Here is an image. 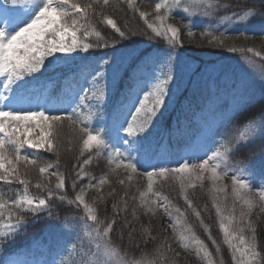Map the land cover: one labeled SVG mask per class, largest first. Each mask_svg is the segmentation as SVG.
<instances>
[{
	"label": "snow or ice",
	"instance_id": "snow-or-ice-1",
	"mask_svg": "<svg viewBox=\"0 0 264 264\" xmlns=\"http://www.w3.org/2000/svg\"><path fill=\"white\" fill-rule=\"evenodd\" d=\"M126 2L128 8L139 12L140 19L147 29L151 30L152 38H163L169 47L167 50H158L154 57H146L127 74V88L122 94V100L113 109V127L105 129L93 127L91 118L96 112L102 111L107 104L109 80L114 87L119 86L117 80L119 68L115 66V59H104L95 67H92V61H84L72 69L71 63L76 57L57 54L78 55L79 52L107 48L110 45L115 51V45L119 41L136 34L122 30L117 26L116 20L104 12L110 0H0V181L8 185L15 182L23 186L22 194L14 199L6 200L0 197V245L6 244L26 228L27 216L50 209L52 199L65 201L63 195L55 196L54 190L42 181L37 182L35 186L38 189H47L46 195L33 197L29 194L30 181L27 179L29 166L38 168L42 177H45V174L55 176L57 191L64 190L65 176L59 171L49 172V169L54 167L53 164L41 165L36 156L26 154L23 150L25 146L47 152L55 150L58 156L59 146L54 143L57 140L54 132L67 119L72 124L80 126L83 143L81 155L84 150L91 151L93 148L96 149L97 154L107 151L109 164L115 163L116 169L123 168L129 173L127 175L129 184L133 179L132 174L147 177L148 182L145 191L137 189L139 197L134 194L129 196L128 191H124L120 200L112 204L113 217L106 225L104 220L98 218L94 205L97 200L101 202L104 200L101 189L107 182V177H99L96 183L91 182L95 178H90L87 185L81 186L75 198L66 202L68 205L75 204L77 208H83L84 215L81 220L84 226L61 250L63 255L59 264H155L146 257L126 260L120 257L118 248L112 243L110 234L121 211L126 215L119 239L123 241L125 236L123 228H128L129 231L126 233L128 240L130 243L134 240L136 232L134 221L138 220L137 208L135 205L132 207V221H129L128 199L132 201L139 199V207L145 214L150 213L155 216L162 210L165 216L172 218L173 212L176 213L175 222L170 223L169 227L179 248L189 254H191L189 250L192 249L195 255L205 260L207 264H213L212 253L209 252L207 245L183 219L185 211L174 205L168 196L159 190H154V176L178 179L187 209H190L197 218L201 217V211L194 206L186 190L195 189L198 184L203 188L204 181H209L212 207L215 208L219 219L223 243L231 250L232 261L234 264H264V257L257 251L255 228L249 220L255 208L264 212V187H260L258 192L254 191L252 184L243 175L251 172L255 164H264V150L249 158L247 162L240 161L236 165L230 163L231 153L242 143H251L257 138L264 139V108L248 117L229 140H215L216 131H212L209 136L212 147L208 149L211 155L205 152L207 158L196 157L199 163L191 162L190 158H181L183 162L177 161L178 167H171L166 163L172 155L171 151L166 149L163 143L153 147L151 142L150 129L163 114L167 102L175 95L173 86L177 79L176 74L182 71L184 66H190L182 60L177 51L178 47H183L180 28L166 22L176 9H182L189 17H209L221 5L217 0H159L154 5L155 16L150 22L149 12L141 11L133 0ZM260 2L264 4V0ZM224 7L227 10V6ZM257 15L264 18V12L243 11L242 14L233 12L229 16L222 17L223 25L210 27L202 31L200 36L206 39L209 45L223 47L224 37L228 31L226 25L233 22L251 23V19ZM94 17L101 18L110 26L119 40H105L94 25ZM156 21L160 23L157 24ZM185 27L188 37H192L194 33L191 28L187 25ZM220 27H224L225 30L220 31ZM93 36L96 39L89 42L88 38ZM228 50L252 53L260 58L261 80L264 81V55L260 51L243 47H230ZM245 59L249 63H255L250 57ZM149 62L160 66L161 70L159 73L153 72L150 79H145L139 73L142 71L141 66L147 67ZM62 66L69 71L60 81V96L52 99L49 95L38 93L33 87L36 74L41 73L42 70L56 71ZM251 101L252 97H248V102ZM240 107V103L235 105L236 109ZM84 108L88 109V117L81 120L80 110ZM59 112H66L67 116L52 114ZM228 119L231 117L222 121V125L226 124ZM36 129L40 130L39 135L32 138L30 134ZM113 130L124 144L135 146L137 157L134 158L130 153L124 155L116 148L108 151ZM121 131L126 135L120 137ZM150 153L157 159V163L150 164L148 159L144 158ZM91 159L92 157L89 156L84 159L83 165H79L81 171L76 173L77 179L72 181L73 190L77 187V180L83 178V166L89 164ZM21 165L24 166L23 171L20 170ZM148 167L153 170L148 171ZM225 178L231 180L230 194L233 198L227 215L224 212L229 186L224 184ZM119 183L124 185L125 180L120 179ZM88 189H95L98 193L91 203L85 200ZM217 193H224V196L221 197ZM114 194L115 189H112L108 195L114 196ZM237 202H240L239 216H236ZM204 210H208L207 205L204 206ZM89 221L92 223L89 224ZM200 223L204 231L208 232V238L216 246L215 251L219 254L221 247L212 238L209 226L205 225L203 220ZM246 228L251 232L247 238ZM144 234L145 243L156 240L147 228L144 229ZM154 251L161 260L164 259L165 251H173L176 256L180 254L172 249L168 237H163ZM0 264H19V262L5 257L0 260ZM53 264H56V261H53Z\"/></svg>",
	"mask_w": 264,
	"mask_h": 264
},
{
	"label": "trees",
	"instance_id": "trees-1",
	"mask_svg": "<svg viewBox=\"0 0 264 264\" xmlns=\"http://www.w3.org/2000/svg\"><path fill=\"white\" fill-rule=\"evenodd\" d=\"M252 3L253 1L251 0H229V11L247 9L251 7ZM134 4L137 5L141 11H147L150 13V22L154 19V4L147 2H137ZM104 12L116 20L117 26L122 30L136 33L135 35H129L127 39L119 41L116 45L125 46V44H129L132 41L136 42L153 39L151 30L147 29V26L144 24L143 20L140 19L139 12H134L132 9L128 8L126 0H110V4L108 7L104 8ZM93 22L96 29L101 32V35L105 40H119L118 35L114 33V30L111 29L110 26L106 25L101 18L94 17ZM156 23L159 24L160 22L156 21ZM166 23L180 28L181 39L183 41L182 48L189 52L192 56L205 53L221 54L228 52V48L230 47H243L245 49L253 48L255 51H260L262 55H264V34H246L242 32L225 34V46L214 47L209 45L206 39H202L200 33L198 32L194 33L192 37H188L187 28L179 17L172 15V17ZM88 39L94 41L96 38L93 36L89 37ZM68 124L65 128H61V126L64 125L62 124L56 128L54 132L58 138L57 141H54V143L59 146V155L57 156L54 150L53 152L46 151L36 156L41 165L45 163H51L54 165L53 168L49 169V172L59 171L64 174V190H55V184L57 182L55 176H49L48 174H45V177H42L38 168L30 166L29 170L32 172L28 173L27 176V179L30 181L28 187L29 194L33 197L45 196L47 189H38L35 186L37 182L42 181L47 183L49 188L54 190L55 196L59 197L63 195L65 197L64 202H61L59 199L51 200V207L54 209V211H57L58 213L63 210L80 212L82 207L77 208L75 204L68 205L66 201L68 199H74L76 192L80 190L81 186L87 185L90 178H95L92 179L91 182L96 183L99 177L106 176L107 182L101 189L104 200L103 202L97 200L94 205L97 209L98 218L104 220L106 225L113 217L112 204L120 200V197L123 195L125 190L128 191L129 196L134 194L139 197V192L137 189L140 191H145L147 188L148 178L141 177L137 174H132L133 179L129 184L127 181V175L129 173L125 172L123 168L116 169L115 164H109V162L106 160H99L97 156L94 157L95 153L93 150H84L83 155H81V148L83 147L82 134L80 133L77 125ZM62 131H66L67 134L63 138H59ZM61 142H63V145H61ZM89 156H91L92 159L89 164L83 166V178L77 180V187L75 190H73L71 186L72 181L77 179L76 173L81 171L79 165H83L84 159H87ZM120 179L125 180L124 185L119 183ZM153 180L155 182L154 190H159L162 194L168 196L169 200L174 205L181 208L182 211H185V216L183 219L188 225H191L196 235L205 242L209 252L212 253L213 263L234 264L231 259V250L228 249L227 245L223 243V235L219 229L217 218L214 215L211 192L209 191V183H204L203 188H201L198 184L195 189L188 188L186 190L187 195L193 201L194 206L201 211V217L197 218L190 209H187V205L185 204L183 195L181 194L179 181L172 178L164 179L160 177H153ZM22 188V185L14 187L13 191L16 193L14 196H12L9 191L4 190L2 198L6 200L14 199L18 195L22 194ZM112 189H115V194L114 196H109L108 194L112 191ZM97 195L98 193L95 189H88L85 195L86 202L91 203L93 201V197ZM125 199H128V197H125ZM134 205L137 208L138 220L134 221L136 232L134 233L133 242L130 243L126 235V233L129 231L128 228H123L125 233L123 241L119 239L121 226L124 223V218L126 215L123 211L119 213L117 222L113 225V232L111 233V235H113V239H119V243L117 245L122 251L128 254L126 255L124 253L126 256L130 258L133 257L135 260L146 257L148 260H153L155 264H199V262H205V260H202L200 257L195 255L194 250L190 249L189 252H191V254H189L188 252H185L179 248L178 242L175 240L174 234L172 233V229L169 227L170 223L175 222L174 217L177 215L176 213L173 212L172 218L165 216L162 210L157 212L155 216L150 213L145 214L144 210L139 207V199L136 201L128 199L129 211L127 213V219L129 221H132L131 209ZM205 205H207V211L204 210ZM122 206L123 205L121 204V207ZM42 213L43 211L27 216V221L38 216L43 217L41 215ZM201 220H203L205 225L209 226V231L212 238L215 239L220 245L221 252L219 254H217L215 251L216 246L213 245L212 241L208 238V232L204 231L203 225L200 223ZM249 220L252 222V225L255 228L257 251L260 252L262 257H264V212H261L259 208H255L252 212V215L249 217ZM178 227L180 226L178 225ZM145 228L149 230L151 236L156 237V240L148 243L144 242ZM245 232L248 236L251 235L250 230L247 228ZM163 237H168V243L171 244L172 249H175L176 252L180 253L179 256H176L173 251H165L164 259H159L154 249L158 246ZM11 242H13V239H11Z\"/></svg>",
	"mask_w": 264,
	"mask_h": 264
},
{
	"label": "rangeland",
	"instance_id": "rangeland-1",
	"mask_svg": "<svg viewBox=\"0 0 264 264\" xmlns=\"http://www.w3.org/2000/svg\"><path fill=\"white\" fill-rule=\"evenodd\" d=\"M252 12H256V11H252ZM237 23L239 25H242L247 30H264V18L260 17L259 15H257L254 19H251V23H247V22H237ZM251 55L253 56V58L255 57L252 53H251ZM252 56H248V57H252ZM181 57L183 58L182 55H181ZM253 58H251V59L253 61H255L254 64L249 63L248 60L245 59V56L231 57L230 59H225V60L222 59V60L217 61L215 63V65H213V64L210 65L208 71L210 69L211 70H218V71H224L226 69L227 76H228V78L226 79V82H228V84H230V83L233 84L234 77L241 80V82L238 84L237 91L245 88L246 86L252 87L254 84H255V86H261L262 83H264V81L261 80L262 73H261V70L259 68L260 60H258L260 58L256 57L257 60L255 58L254 59ZM232 68L236 69V70L233 71ZM193 69L194 68H188V71H191ZM184 70H186V69H184ZM231 72H233V73L231 76H229ZM250 76H254L255 78L252 79ZM251 80H255V81L252 83V82H250ZM214 124L215 123L213 122L212 126ZM65 127H66L65 125L61 126V128H65ZM211 130H212V127H209L207 129V131H209V132ZM260 173H261L260 171H256V170L251 169V172H246L243 174L244 178L249 180V182L252 184L253 190L257 191V192H258L260 187H264V171H263L262 175H260ZM204 183H209V181L205 180ZM229 187L231 188V185H229ZM228 209H225V212H224L225 215L228 214ZM111 237L113 238V235H111ZM116 243L117 244L119 243V239L116 240Z\"/></svg>",
	"mask_w": 264,
	"mask_h": 264
},
{
	"label": "bare ground",
	"instance_id": "bare-ground-1",
	"mask_svg": "<svg viewBox=\"0 0 264 264\" xmlns=\"http://www.w3.org/2000/svg\"><path fill=\"white\" fill-rule=\"evenodd\" d=\"M67 133H66V131H62L61 133H60V136H59V138H63L65 135H66ZM58 139V138H57ZM57 141V140H56ZM62 144L61 145H63V142H61ZM62 147V146H61Z\"/></svg>",
	"mask_w": 264,
	"mask_h": 264
}]
</instances>
